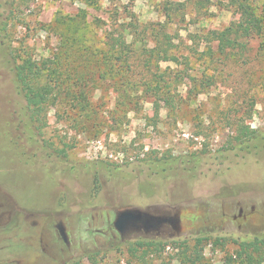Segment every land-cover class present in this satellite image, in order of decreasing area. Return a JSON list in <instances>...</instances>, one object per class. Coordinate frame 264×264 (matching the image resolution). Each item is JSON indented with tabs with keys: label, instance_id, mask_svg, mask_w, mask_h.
I'll list each match as a JSON object with an SVG mask.
<instances>
[{
	"label": "rangeland",
	"instance_id": "1",
	"mask_svg": "<svg viewBox=\"0 0 264 264\" xmlns=\"http://www.w3.org/2000/svg\"><path fill=\"white\" fill-rule=\"evenodd\" d=\"M227 4L0 0V264H189L171 245L144 261L128 247L196 238L198 264H224L240 243L264 240V153L225 148L237 124L264 130V35L219 54L206 35L237 21ZM254 5L264 13L261 0ZM116 24L164 31L180 63L153 72L108 64ZM28 57L58 58L82 78L73 85L63 73L66 85L32 123L14 72ZM167 156L177 161H157ZM239 208L246 220H233ZM124 209L177 213L179 232L115 241L113 214ZM59 222L69 248L55 236Z\"/></svg>",
	"mask_w": 264,
	"mask_h": 264
},
{
	"label": "trees",
	"instance_id": "2",
	"mask_svg": "<svg viewBox=\"0 0 264 264\" xmlns=\"http://www.w3.org/2000/svg\"><path fill=\"white\" fill-rule=\"evenodd\" d=\"M132 2L133 0H126ZM206 0H196V3L202 5ZM256 0H228L229 9L238 16L237 21L221 31H211L206 35L209 43H216L219 54L227 56L231 53H240L246 50V40L261 37L264 35V13L257 12L254 2ZM264 4V0H261ZM117 23V22H116ZM128 25L116 24L114 29L121 31L120 38H108L106 42L107 55L109 57L108 64L119 60L122 67L130 68L134 61H138L139 70L145 72H153L159 70L160 62L180 63V58L175 55L173 45L169 36L164 31H154L152 27L146 25L139 29L135 24L130 30ZM112 35V33H110ZM131 37L134 40L127 43L126 38ZM235 51V52H231ZM75 69L73 67L63 68L62 62L56 60L36 61L28 57L21 60L14 67L15 81L18 91H20L25 99L26 111L24 120L26 123L39 121L40 113L45 109L49 101L66 85V82L61 81L62 74L71 76L70 81L74 85L76 78L81 76L73 75ZM53 73L57 74V77ZM105 73L112 75V70H107ZM159 80L165 82V75L161 74ZM70 84V82H68ZM166 85V84H165ZM55 98H53L54 100ZM51 100V101H53ZM165 102V100H163ZM45 124V123H44ZM226 149H239L253 153L255 156L264 153V130L257 131L251 129L250 126L237 124L234 134L229 137L226 142ZM160 159H163L160 160ZM199 158L195 157L194 161L198 163ZM163 165L168 166L175 163L177 160L172 156L159 158ZM154 167L153 169H156ZM166 171V169H163ZM162 170V171H163ZM158 171V170H156ZM163 171V172H164ZM192 174V173H191ZM190 174V175H191ZM207 241V240H204ZM219 239L214 241L217 245ZM192 246H188L185 241L166 242L161 240L140 239L134 244H130L128 251L133 257L144 261L151 256L160 257L166 247L171 245L174 249H181V255L186 263L198 264L201 258L203 247V239L196 238ZM264 263V240L254 239L250 242H242L239 244L235 255L225 256L224 264H263ZM69 264H81L78 260Z\"/></svg>",
	"mask_w": 264,
	"mask_h": 264
},
{
	"label": "flooded vegetation",
	"instance_id": "3",
	"mask_svg": "<svg viewBox=\"0 0 264 264\" xmlns=\"http://www.w3.org/2000/svg\"><path fill=\"white\" fill-rule=\"evenodd\" d=\"M117 212L118 211L114 212V214H113V221L115 218V214ZM145 213L147 215H152L153 217H165L168 219V221L166 223H157L156 221H148L147 222L146 218L143 216L141 219L136 220V221L128 224L122 230L121 234L117 233L114 230L116 232V234L118 235V237H116L114 234H112L111 238L114 239L115 241L119 240V242H123L125 236H127V235H134V236H139V237L143 236V237H154V238H159V237L171 238V236L175 235L174 233L179 232V228H180L179 223L180 222H178L176 217H175L177 213L173 214V215L172 214L154 215V214L147 213V212H145ZM238 218L246 220V214L243 213L242 208H239L238 215L233 217V220H236ZM113 221H112V223H113ZM31 224L33 227H35V226L38 227V223H36V222H32ZM112 227H113V225H112ZM240 227L241 226H239V228ZM54 229L56 230L55 236H57L59 238L58 240H60L65 247L69 248L70 243H69V240H68L64 226L59 222V223L54 225ZM170 231L173 234L172 233L171 234H165V233L170 232ZM32 234H37V236H38V234L40 236L44 235V234H41L39 232H35ZM62 235L65 237V240L62 238ZM40 241H41V239H40ZM54 243H56V242H54ZM47 245L49 247V244H47Z\"/></svg>",
	"mask_w": 264,
	"mask_h": 264
},
{
	"label": "water",
	"instance_id": "4",
	"mask_svg": "<svg viewBox=\"0 0 264 264\" xmlns=\"http://www.w3.org/2000/svg\"><path fill=\"white\" fill-rule=\"evenodd\" d=\"M145 217L148 221H156L157 223H166L168 221L165 217H153L152 215H147L144 211L138 209H124L118 211L115 214L114 221L112 223L114 230L117 233L122 232V230L130 223ZM176 219L179 222V216L176 214ZM62 238L65 240V237L62 235Z\"/></svg>",
	"mask_w": 264,
	"mask_h": 264
}]
</instances>
